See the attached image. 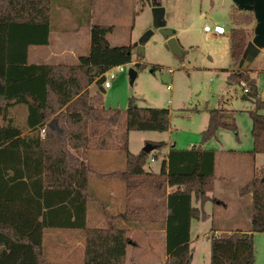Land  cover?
I'll return each instance as SVG.
<instances>
[{"label":"trees","instance_id":"16d2710c","mask_svg":"<svg viewBox=\"0 0 264 264\" xmlns=\"http://www.w3.org/2000/svg\"><path fill=\"white\" fill-rule=\"evenodd\" d=\"M53 7L54 0H0V264H52L44 250L46 229L83 231V264H126L132 240L128 229L117 223L140 228L157 220L166 231L164 264H192L191 225L209 218L203 207L212 201L216 152L202 147L172 148L159 175L146 172L150 154L161 152L167 144L152 143V153L133 155L129 133L168 132L170 110L141 108L135 98L125 112L105 109V74L132 63L130 47L110 46L112 26L92 25L89 55L75 66L30 64V48L50 44ZM249 42L243 29L231 30L230 53L235 63H240ZM229 79L238 85L245 83L248 89L246 95L254 104L249 112L254 141L251 154L264 155V100L257 81L250 70L233 71ZM94 83L99 91L90 96ZM15 107L27 108L25 129L10 115ZM208 112L202 144L216 138L220 129L237 133L236 125L222 122L221 109ZM123 117L126 132L119 150L126 153V170L106 176L124 182L126 210L106 214L107 227L90 229L87 213L94 170L82 153L95 145L107 150L111 133L104 127H118ZM263 176H255L243 189L252 194V230L224 237L214 234L210 264L256 263L254 236L264 234ZM168 188L173 189L169 194ZM152 194L159 201H148ZM139 199L143 201H135ZM194 201L201 207H195Z\"/></svg>","mask_w":264,"mask_h":264},{"label":"rangeland","instance_id":"374dc122","mask_svg":"<svg viewBox=\"0 0 264 264\" xmlns=\"http://www.w3.org/2000/svg\"><path fill=\"white\" fill-rule=\"evenodd\" d=\"M60 1V0H56ZM70 2L71 8L67 11L70 17L64 16L63 7L56 8L53 17V33L50 40L55 49L59 43L70 45L77 55L69 51L64 61L67 65L75 66L81 57L89 55L91 46V27L94 24L113 27L108 35L110 46L130 47L132 63L125 65V71L118 73L117 78L111 81V88L105 90L104 107L108 112L128 108L132 98L137 100L141 108H158L170 110L171 128L168 132H130L129 152L133 155L144 151L153 141L155 143H172L179 149L192 145L204 150L216 151H253L252 121L249 112L254 110V104L244 100V89L241 85L232 83L229 79L231 72L241 70L238 63L231 57V30L235 27L243 29L253 40L256 20L252 13L241 12L231 0H65ZM161 6L165 9L163 27L174 30L175 37L182 49L181 57L172 54L166 44V39L159 28L154 27L153 9ZM59 10V11H58ZM91 19V21H90ZM90 21V22H89ZM249 21V24L243 22ZM205 26H222L227 33L218 36L205 33ZM152 32L150 37L146 35ZM65 34L63 37L59 35ZM139 49L144 53L140 54ZM34 50L47 52V48L32 47ZM264 50V49H263ZM34 61L31 56L30 62ZM60 64L58 60L48 62ZM140 66V67H139ZM156 68V71H154ZM135 70L137 78L134 84L130 82L129 72ZM250 73L257 81L260 97L264 100V53L258 54L250 64ZM171 88V90L168 89ZM99 91L96 83L89 87L90 96ZM231 110V121L237 127V133L228 129H220L216 138L202 144V133L207 129L209 110ZM26 107H15L11 110V117L21 129L26 128ZM264 114V113H263ZM125 117L118 127L105 126V131L111 134L107 137V150H101L97 145L82 157L92 166L94 173L90 176V187L96 200L88 204V227L103 228L108 223H97L93 214L100 211V203L107 201V194H116L118 200L125 204L126 190L122 179L108 177L106 174L114 171H123L126 166V153L119 150L121 139L125 134ZM167 147V146H166ZM161 152L155 150L150 154L146 170L160 172L167 148ZM97 148V149H95ZM155 153H161L156 163L151 160ZM262 155V154H261ZM257 156V155H254ZM253 157L232 159L231 168L239 172L240 186L226 184L222 188L218 182L213 193L215 201L208 203L209 219L206 222H194L191 247L194 251L193 264H210V243L214 234L227 236L236 231L250 232L252 230V198L246 197L249 193L243 191L253 176L264 175V167L255 168ZM264 162L260 156L258 166ZM225 165V164H224ZM223 167V165L221 164ZM219 172V170H218ZM238 186V185H237ZM245 196L244 201L238 198ZM117 200V201H118ZM114 215L123 210L109 209ZM103 219V218H102ZM73 232L46 229L44 244L46 257L52 264H83L84 248L76 252V256L66 259L63 252L58 251L59 239L65 240ZM80 234V232H77ZM56 234V238H55ZM143 239V237H142ZM140 245L147 248L146 240H139ZM66 247L72 242L66 240ZM158 246L149 263H157L166 253V246ZM132 250V249H131ZM133 252V251H132ZM261 255V251H260ZM263 255L261 256V259ZM148 263V264H149Z\"/></svg>","mask_w":264,"mask_h":264},{"label":"crops","instance_id":"0c3cea01","mask_svg":"<svg viewBox=\"0 0 264 264\" xmlns=\"http://www.w3.org/2000/svg\"><path fill=\"white\" fill-rule=\"evenodd\" d=\"M61 6L65 10V12H62V14L64 16L70 17L69 16L70 13L67 11L68 9L70 10V8H71L70 2H66L65 0H60V1L56 2V0H54L53 15H52V21H51V27H52L51 34L54 31L53 25H52L53 17L57 13V12H55V9L56 8L60 9ZM90 21H91V19H90ZM226 33H227V31H226ZM51 34H50V37H51ZM64 35L65 34L63 33L62 35H59L58 37H63ZM222 36H224V35H222ZM69 46L70 45H67V44H64V42H61L54 49L52 47L51 40H50V44L48 46H42V48L48 49L47 52H43L42 50H34V54H32V55L29 52V63L30 64H49V65L64 64V65H67L64 62V61H67V58H68L65 56V53L68 52L66 50V48H68L69 51L71 53H73V54H70V56L77 55V52L74 51L73 48L69 47ZM30 49H32V47ZM262 53H264V50L260 51V54H262ZM31 56L34 57L33 62H30ZM53 60H58L59 62H62V63H60V64L48 63V62H51ZM62 60H64V61H62ZM249 68H250V66L248 67V69ZM245 96L247 97V95L245 94L243 96V98ZM249 102L253 103L252 100H250ZM232 114H234V112H232L231 110H225V109L222 110V112L220 114V118H221L222 122H224L226 124H233L234 125V120H232V121L230 120ZM149 142L151 144L155 143L153 141H149ZM168 144H169V146L167 145V147H166L167 149H166V152L164 155V159L168 155L169 151L172 148L179 149L176 147V145H171L172 143H168ZM194 146L195 145H192V146L185 148V149H191ZM215 152H216L215 185H214V191L211 194H209V197L212 199V201H215V198H213L214 197L213 193H215V191L217 189L218 182L220 183L222 188L226 187L224 185V183H226V184H233L234 183V184H236V188H238L241 184L240 183L241 177L239 175V172L234 171V168L230 167V165L232 164L231 163L232 159L241 157V155H246V157H250V158L253 157L254 158L253 161H254L255 168H257L258 170L260 168V170H261L262 167H264V162L262 164H259L258 166L255 165L258 162L259 157L264 156V155L258 154L257 156H254L253 154H251L252 151H250V152L234 151V150L226 151L225 149H221V150L217 149ZM160 155H161V153H160ZM160 155H158V158L160 157ZM151 160H154V161H152V163H156L158 159H151ZM221 164L223 165V167L221 166ZM147 165H146V167H147ZM149 165H148V167H149ZM146 167H145V170H146ZM161 169H162V166L160 168L159 173H156L157 171H152V170H151V172L146 170V172L154 174V175H159L161 173ZM125 170H126V166H125ZM218 170H219V172H218ZM116 172H123V171H114L112 173H116ZM112 173H108V174H112ZM254 174L255 175L257 174V170H255ZM255 175L253 176V178L255 177ZM115 178H119V177H115ZM250 181H248V183ZM125 190H126V186H125ZM172 190L173 189L168 188L167 194H169ZM92 196H93V198L89 201V203L90 202L95 203L94 201L96 200V196H95V194H92ZM126 196H127V192H126ZM246 197L252 198V194L249 193ZM246 197L243 195H240L238 198H240L239 200L243 202ZM106 199H107V201H105V203L104 202L100 203V207H101L100 211L99 210L95 211V213L93 214V218L97 223H102L104 221L107 223V220L105 219L106 214L112 215V214H110L109 209L114 208V210H116V211L123 210L122 212H119V213L114 214V215L121 214L126 210L128 197L126 198L125 204L120 202V200H122V198H120L118 200V196L116 194H107ZM145 199L146 198H144V200ZM135 201L142 202L143 200L139 199V200H135ZM148 201H159V198L156 195L152 194L148 197ZM212 201H209L208 203H210ZM208 203L203 207V209L206 213L208 212L207 210L209 209V206H210V205H208ZM194 206L197 208L201 207V205L199 203H196L195 201H194ZM207 215H208V213H207ZM102 220H104V221H102ZM206 221H195L194 220L192 222V225H191V244L193 242L192 241V232H193L192 230L194 228V222H206ZM117 224H119L121 227H125L128 229V236L132 240L131 244L127 247L126 264H148L149 260H150L149 259L150 255H152L154 253V251L157 249V247L163 246L162 244H165V246H166V231L164 230V224L161 223V221L157 220L155 222H148V223H146L145 226L140 227V228L129 225V224L125 223L124 221L118 222ZM87 227H88V213H87ZM90 229H94V228H90ZM60 231H65V230H60ZM70 231H73V232H71L68 237L66 236L65 240L61 241V239H59L60 240L59 243L61 242V244L59 245L58 251H61V253L63 252V255L65 256L64 258L66 260V259H71V258L75 257L77 250L83 247L84 248V260H85L84 232L81 230H70ZM77 232H80V234ZM142 237H143V239H142ZM55 238H56V234H55ZM66 240L72 242V245L69 247L68 246L66 247L65 245L68 244V243H65ZM139 240H142V242H143V240H146L148 242L146 244L147 248H144V246H142V244L140 245V243L138 242ZM254 240H255V249H256V263L255 264H264V234H259V233L255 234ZM44 250H45V255H46L45 244H44ZM260 251H261V255H260ZM163 254L164 255L161 257L160 261H158L157 263H149V264H164L165 261L167 260V255H166V253H163ZM262 255H263V258L261 259ZM47 260H48V258H47Z\"/></svg>","mask_w":264,"mask_h":264},{"label":"water","instance_id":"95a60500","mask_svg":"<svg viewBox=\"0 0 264 264\" xmlns=\"http://www.w3.org/2000/svg\"><path fill=\"white\" fill-rule=\"evenodd\" d=\"M241 12H250L254 14L256 20V27L254 31V38L248 43L246 51L239 63V67L242 70H247L254 58L264 49V0H231ZM165 16V9L161 6H157L153 9L154 27L160 29V33L166 39V44L173 55L181 57L183 55L182 49L175 37V31L163 27V19ZM152 32H149L146 36L150 37ZM139 53L143 54L144 50L139 49ZM130 82L134 84L137 78V72L130 70L129 72ZM244 100L250 101L248 97H244ZM155 150V147L149 145L145 148V152L150 154ZM264 182V176L262 178Z\"/></svg>","mask_w":264,"mask_h":264},{"label":"built area","instance_id":"2783aa9c","mask_svg":"<svg viewBox=\"0 0 264 264\" xmlns=\"http://www.w3.org/2000/svg\"><path fill=\"white\" fill-rule=\"evenodd\" d=\"M204 31L206 33H214L218 36H222L226 34V29L222 26H214L213 28H211L210 26H205ZM125 71V66H119V67H115L111 70H109L106 74H105V82L103 84V88L104 90H108L111 88V81H114L117 78L118 73H122ZM242 88L244 89V93L247 94L248 93V89L245 85V83H242ZM169 90H171L170 87H168Z\"/></svg>","mask_w":264,"mask_h":264}]
</instances>
